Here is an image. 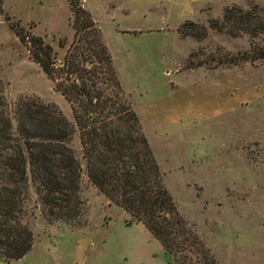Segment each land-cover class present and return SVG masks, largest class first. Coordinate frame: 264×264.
<instances>
[{
    "label": "rangeland",
    "instance_id": "374dc122",
    "mask_svg": "<svg viewBox=\"0 0 264 264\" xmlns=\"http://www.w3.org/2000/svg\"><path fill=\"white\" fill-rule=\"evenodd\" d=\"M94 22L180 215L219 264H264V38L209 28L226 8L264 0H77ZM69 0L0 1V86L55 104L69 103L30 57L11 24L51 46L58 66L77 33ZM191 23V24H190ZM193 24V25H192ZM205 32L203 33V29ZM69 145L80 157L78 132ZM80 222L26 219L31 249L0 264H174L143 224L89 183L82 165Z\"/></svg>",
    "mask_w": 264,
    "mask_h": 264
},
{
    "label": "trees",
    "instance_id": "16d2710c",
    "mask_svg": "<svg viewBox=\"0 0 264 264\" xmlns=\"http://www.w3.org/2000/svg\"><path fill=\"white\" fill-rule=\"evenodd\" d=\"M69 3L75 31L89 29L94 35H75L60 66L41 37L10 26L19 41L28 45L30 57L57 81L74 126L55 104L37 97L19 96L8 106L0 86V258L18 260L31 249L28 210L38 209L48 222H80L85 214L79 194L83 165L97 192L143 224L174 264H219L180 215L165 187L89 13L77 0ZM209 28L251 41L264 38V9L256 3L246 9L226 8L219 20L209 21ZM257 58H264V51L250 57L232 56L229 64ZM75 128L82 163L69 145Z\"/></svg>",
    "mask_w": 264,
    "mask_h": 264
}]
</instances>
